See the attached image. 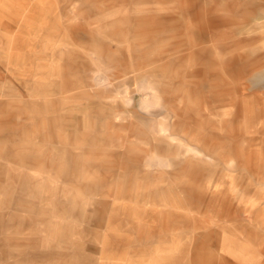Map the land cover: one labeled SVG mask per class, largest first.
<instances>
[{
  "label": "rangeland",
  "instance_id": "1",
  "mask_svg": "<svg viewBox=\"0 0 264 264\" xmlns=\"http://www.w3.org/2000/svg\"><path fill=\"white\" fill-rule=\"evenodd\" d=\"M0 264H264V0H0Z\"/></svg>",
  "mask_w": 264,
  "mask_h": 264
}]
</instances>
